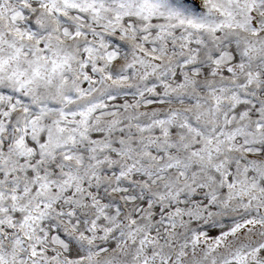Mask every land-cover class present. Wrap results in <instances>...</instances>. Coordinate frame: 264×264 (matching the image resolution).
I'll list each match as a JSON object with an SVG mask.
<instances>
[{
	"label": "snow or ice",
	"instance_id": "snow-or-ice-1",
	"mask_svg": "<svg viewBox=\"0 0 264 264\" xmlns=\"http://www.w3.org/2000/svg\"><path fill=\"white\" fill-rule=\"evenodd\" d=\"M0 264H264V0H0Z\"/></svg>",
	"mask_w": 264,
	"mask_h": 264
}]
</instances>
